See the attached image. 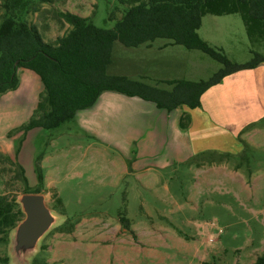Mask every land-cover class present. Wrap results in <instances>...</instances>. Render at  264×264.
<instances>
[{
  "label": "rangeland",
  "instance_id": "374dc122",
  "mask_svg": "<svg viewBox=\"0 0 264 264\" xmlns=\"http://www.w3.org/2000/svg\"><path fill=\"white\" fill-rule=\"evenodd\" d=\"M121 2L63 0L43 5L51 12L47 16L27 14L25 19L52 43L69 30L55 20V11L94 15L97 26L110 29L115 20L109 16L121 17ZM199 35L235 63L253 56L240 14L205 16ZM181 56L186 70L181 77L189 81L208 80L223 67L199 50ZM259 71L256 78L242 70L227 80L229 90L247 89V107L264 103V64ZM18 81L16 89L0 95V202L16 199L29 186L27 193L47 194L48 205L64 218L43 238L30 264H253L264 255V107L251 116L225 115L226 131H233V119L244 125L236 135L224 134L230 139L226 151L215 148L147 179L140 171L121 176L131 165L126 154L76 120L57 131L27 130L41 114L44 87L35 72L23 68ZM182 119L190 121L188 114ZM42 152L44 184H39L35 158ZM1 238L0 264H14L9 236Z\"/></svg>",
  "mask_w": 264,
  "mask_h": 264
},
{
  "label": "trees",
  "instance_id": "16d2710c",
  "mask_svg": "<svg viewBox=\"0 0 264 264\" xmlns=\"http://www.w3.org/2000/svg\"><path fill=\"white\" fill-rule=\"evenodd\" d=\"M63 0H1L0 22V95L18 87V70L35 72L44 87L35 117L27 130L41 128L57 131L75 121L79 111L94 106L105 91L137 96L154 102L169 111L185 105L191 109L201 106V96L224 78L264 64V0H121L124 8L113 28L95 24V16H80L70 11H55L54 17L69 30L50 43L45 41L37 26L25 19L27 14L47 16ZM65 1V0H64ZM240 14L251 42L252 58L239 64L231 61L224 50L211 46L199 35L207 15ZM157 40L180 45L187 50H199L218 61L223 67L210 79L168 81L171 89H163L143 80L110 72L117 45L124 48L150 46ZM182 126L187 124L182 122ZM44 153L35 158V172L43 183L41 163ZM21 177L27 184L24 168ZM25 189V193H27ZM37 190L35 193H40ZM23 215L16 199L0 202L1 235L11 230ZM128 226V225H125ZM253 264H264L261 255Z\"/></svg>",
  "mask_w": 264,
  "mask_h": 264
},
{
  "label": "crops",
  "instance_id": "0c3cea01",
  "mask_svg": "<svg viewBox=\"0 0 264 264\" xmlns=\"http://www.w3.org/2000/svg\"><path fill=\"white\" fill-rule=\"evenodd\" d=\"M179 47L181 46L167 40H157L150 46L140 48L117 45L110 72L143 80L163 89H171L173 85H169L168 81L184 79L181 76L186 70L181 55L184 53L190 56L192 53V50L185 51ZM119 49L123 50L125 57L118 54ZM259 66L248 70L254 73V78L260 75ZM176 73L177 79L167 78ZM234 74L209 88L201 96V106L194 109L182 105L169 111L137 96L105 91L93 107L79 111L75 120L84 131L95 134L126 154L125 158L131 165L124 169L121 176L140 171L141 176L145 175L148 179L150 174L164 172L176 164L188 163L215 148L221 152L226 151L230 148V139L225 138L224 134L236 135L243 130L244 125H241L242 119H233V131H226L227 126L225 120L223 121L225 115L232 112L234 116H251L264 107L263 102L257 103L256 107H247L245 103L248 92L246 93L247 89H243V86L229 90L227 80ZM262 79L264 82V74ZM159 83L165 85L161 86ZM239 108H243V113L236 111ZM184 114H188L190 118L186 127L182 126ZM215 127L216 133L212 130ZM144 185L151 188L148 180Z\"/></svg>",
  "mask_w": 264,
  "mask_h": 264
},
{
  "label": "water",
  "instance_id": "95a60500",
  "mask_svg": "<svg viewBox=\"0 0 264 264\" xmlns=\"http://www.w3.org/2000/svg\"><path fill=\"white\" fill-rule=\"evenodd\" d=\"M45 193H21L16 202L23 217L11 230V256L14 264H30L43 238L64 218L48 205Z\"/></svg>",
  "mask_w": 264,
  "mask_h": 264
}]
</instances>
